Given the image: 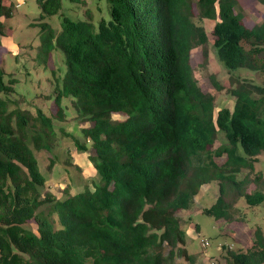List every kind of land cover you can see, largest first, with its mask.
Returning <instances> with one entry per match:
<instances>
[{"label": "trees", "instance_id": "1", "mask_svg": "<svg viewBox=\"0 0 264 264\" xmlns=\"http://www.w3.org/2000/svg\"><path fill=\"white\" fill-rule=\"evenodd\" d=\"M99 1L98 18L87 7L76 19L61 11V0H39L42 13L62 17L57 45L67 68L56 86L58 116L72 97L77 117L90 122L82 133L96 177L83 190L67 189L62 198L45 192L31 144L50 149L51 117L9 108L13 87L0 58V264L194 262L184 213L195 208L202 185L219 183L215 203L201 212L215 219L232 218L240 198L251 206L264 200L258 175L254 182L247 172L238 177L264 152V86L258 94L241 83L232 90L233 108L215 111L191 65L192 49L209 42L204 20H214L210 35L224 66L264 70V22L248 25L235 10L238 0ZM11 8L0 0V50L2 17ZM36 121L40 130H32ZM223 259L264 264L261 230L247 248L227 247Z\"/></svg>", "mask_w": 264, "mask_h": 264}, {"label": "rangeland", "instance_id": "2", "mask_svg": "<svg viewBox=\"0 0 264 264\" xmlns=\"http://www.w3.org/2000/svg\"><path fill=\"white\" fill-rule=\"evenodd\" d=\"M4 1L6 4L12 3L11 14L2 17L0 50L5 80L13 87V92L8 95V106L29 110L33 116H37L36 110L39 108L51 117L52 127L46 130L52 134L48 140L51 143L50 149H38L31 145L47 178L45 192L62 198L67 189L74 194L83 190L84 185L87 182L90 184L91 179L96 177L95 167L89 159V154L93 153L89 149L90 141L82 133V128L89 126L90 122H84L77 117L72 97L62 100L64 115L58 116L56 86L61 83L67 68L66 56L57 45V39L63 30L62 17L58 14L42 13L39 0ZM97 2L103 6L99 0H85L82 5L73 4L70 0H61V11L70 17L81 19L85 17L86 8L90 7L98 18L100 13ZM234 7L248 25L264 22V0H238ZM203 24L209 35V42L206 49L202 46L192 49L191 65L201 87L213 94L215 111L225 106L233 108L235 95L232 90L241 83L261 94L264 70L229 71L219 60L210 35L215 21L204 20ZM249 46L246 44V47ZM259 57L264 60V50L260 52ZM212 77L222 88L216 87ZM40 124L36 121V127L32 130H40ZM221 135L219 134L220 140ZM77 143L86 144L88 150L79 149ZM223 156L226 158V155ZM223 156L216 157V160L225 161ZM49 162L50 168L47 166ZM246 172L252 182L257 181L255 176L258 175L259 184L262 185L260 187L264 190V152L254 157L253 167L244 168L238 177L243 178ZM255 185L253 183L252 187ZM219 193L220 186L217 181L202 185L196 195L195 208L184 213L191 221L188 227L191 237L186 247L197 257L194 262L180 259L177 264H224L223 255L227 247L235 250L252 245L257 228L264 236V200L251 206L245 198L238 199L235 203L236 213L228 220L215 219L214 216L201 213L203 208L215 203ZM195 224L199 227L197 231H193ZM29 225L38 231L35 220H31ZM204 240L209 244L203 246Z\"/></svg>", "mask_w": 264, "mask_h": 264}, {"label": "built area", "instance_id": "3", "mask_svg": "<svg viewBox=\"0 0 264 264\" xmlns=\"http://www.w3.org/2000/svg\"><path fill=\"white\" fill-rule=\"evenodd\" d=\"M209 244V242L207 241V240H204L203 241V246H206V245H208Z\"/></svg>", "mask_w": 264, "mask_h": 264}]
</instances>
